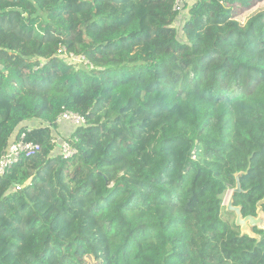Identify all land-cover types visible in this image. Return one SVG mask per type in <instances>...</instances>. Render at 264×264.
I'll return each mask as SVG.
<instances>
[{
  "label": "trees",
  "instance_id": "1",
  "mask_svg": "<svg viewBox=\"0 0 264 264\" xmlns=\"http://www.w3.org/2000/svg\"><path fill=\"white\" fill-rule=\"evenodd\" d=\"M174 2L0 0V155L47 125L0 177V264H264L223 206L237 175L243 217L264 200V0H196L182 41Z\"/></svg>",
  "mask_w": 264,
  "mask_h": 264
},
{
  "label": "built area",
  "instance_id": "2",
  "mask_svg": "<svg viewBox=\"0 0 264 264\" xmlns=\"http://www.w3.org/2000/svg\"><path fill=\"white\" fill-rule=\"evenodd\" d=\"M195 2V0H175L173 10L178 13V19L179 16H182V23L184 18H186L189 8ZM61 52L63 53V50L59 51V54ZM68 56L74 57L73 55ZM80 59L84 61L82 57ZM85 122L86 121L84 117H81L69 111H64L58 117L56 124L58 127L64 124H68L71 125L73 129H76L78 127H83L85 125ZM46 126L47 125L45 124H41L39 127ZM30 130L32 129L28 127L27 131H17L10 138L9 143L0 155V177L6 175L8 171L21 159L32 157L39 152L40 146L38 144L26 140V133ZM59 133L60 135H58ZM58 134L53 135V131L51 133L50 142L52 146H54L53 154L59 156L63 160L72 159L77 154V150L70 141L71 136L69 135L67 137L59 130ZM62 135H64L67 139L63 138ZM17 189H19V187L16 188V190Z\"/></svg>",
  "mask_w": 264,
  "mask_h": 264
},
{
  "label": "rangeland",
  "instance_id": "3",
  "mask_svg": "<svg viewBox=\"0 0 264 264\" xmlns=\"http://www.w3.org/2000/svg\"><path fill=\"white\" fill-rule=\"evenodd\" d=\"M196 1V0H195ZM261 11H264V3H262V4H256L255 5V7H254V9L251 11V12H248V13H246V14H242L240 17H239V21L242 23V24H244L245 22H246V20L248 19V17L251 15V13H253V12H261ZM182 26H183V24L182 25H177V32H178V37H179V39L182 41V33H181V28H182ZM62 49H60V51H61ZM65 53V50L63 49V53L61 52L60 54H58L59 55V57L61 58V59H63L65 62H67V63H69V64H73V65H76V67H85V64H87V62H83L80 58L81 57H79V58H75V57H71V56H68L67 54H64ZM27 122H30V120H28V121H25V122H23L20 126H22L23 124H25V123H27ZM33 123V122H32ZM35 123V125L36 126H38V125H41L39 122H34ZM19 126V127H20ZM23 127H25V128H27L28 126L26 125V126H23ZM52 131H53V135L54 134H58V130H56V129H52ZM62 133V132H61ZM58 135H60V133L58 134ZM62 137L63 138H65V139H67L64 135H62ZM234 190V188L233 189H231V190H228L226 193H225V195H224V198H223V206L224 207H226V205H227V203H228V201L229 200H227V198H228V196L230 195V197H231V194H232V191ZM230 199V198H229ZM262 204H264V200H262L259 204H258V206H257V217H262L263 219H264V211H263V208H262ZM264 228V226L262 227V228H260V229H263ZM248 234H250V235H252V236H254L251 232H249ZM255 237V236H254Z\"/></svg>",
  "mask_w": 264,
  "mask_h": 264
},
{
  "label": "water",
  "instance_id": "4",
  "mask_svg": "<svg viewBox=\"0 0 264 264\" xmlns=\"http://www.w3.org/2000/svg\"><path fill=\"white\" fill-rule=\"evenodd\" d=\"M238 175L236 176V187L232 191L231 197L226 205V211L235 215V225L240 228L242 234H248L252 228H262L264 226V219L262 217L246 216L243 217L241 209L233 205V196L242 192ZM29 181L27 182V184Z\"/></svg>",
  "mask_w": 264,
  "mask_h": 264
},
{
  "label": "crops",
  "instance_id": "5",
  "mask_svg": "<svg viewBox=\"0 0 264 264\" xmlns=\"http://www.w3.org/2000/svg\"><path fill=\"white\" fill-rule=\"evenodd\" d=\"M188 16V13L186 15V17ZM181 25L182 24V16H179V19L177 20V22L174 24L175 27H177V25ZM33 122V123H32ZM34 122H39L40 124H42L40 121L38 120H31L30 122H27L25 124H23L22 126H28L30 129H34V128H38L39 126H36ZM56 130H59L61 131L65 136H69L72 131H73V127L71 125H68V124H64V125H61V126H57V129Z\"/></svg>",
  "mask_w": 264,
  "mask_h": 264
},
{
  "label": "bare ground",
  "instance_id": "6",
  "mask_svg": "<svg viewBox=\"0 0 264 264\" xmlns=\"http://www.w3.org/2000/svg\"><path fill=\"white\" fill-rule=\"evenodd\" d=\"M229 198H230V195L228 196L227 200H229Z\"/></svg>",
  "mask_w": 264,
  "mask_h": 264
}]
</instances>
